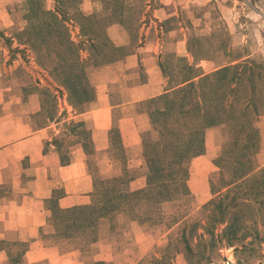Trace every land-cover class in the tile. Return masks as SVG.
Segmentation results:
<instances>
[{
	"label": "rangeland",
	"instance_id": "obj_1",
	"mask_svg": "<svg viewBox=\"0 0 264 264\" xmlns=\"http://www.w3.org/2000/svg\"><path fill=\"white\" fill-rule=\"evenodd\" d=\"M36 2L48 10L56 7L54 0H23L19 5L20 23L0 30V59L4 63L0 79L8 87L23 83L24 90L39 93L42 117L60 121L61 133L52 142L65 146L73 139L82 143L94 181L112 178L108 174L122 169L114 177L122 179L124 188L134 193L120 204L112 201L114 208L97 212L85 234L66 231L53 218L52 207L46 208L48 223L41 229L46 230V243L61 253L78 250L75 260L80 264H264V193L253 197L243 185L239 186L245 180H238L237 173H232L218 158L226 150L231 133L229 123L217 122L208 127L201 153L184 158L175 170L153 178L158 183L173 182L167 190L158 187L145 191L149 187L146 177L149 169L143 139L146 133L157 137L150 115L165 108V96L187 85L182 82L190 75L188 69L198 74L192 80L199 87L202 78L214 75L222 67L257 65L251 78L264 93V0H96L87 15L103 20L101 38L79 26L86 22L77 18L76 11L73 14L67 0L63 11L68 37L77 46V57L83 67L77 78L73 70L59 68L65 59L61 50H55L56 43H31L35 37L25 29L24 15ZM78 11L82 13L79 7ZM167 14L170 15L165 17ZM120 28L128 33V44H117L126 40L119 33ZM92 37L94 41L90 40ZM104 38L120 48L113 60H104L103 56L99 59L94 54L91 43L102 45ZM144 38H163L165 42L185 38L186 42L169 46L158 54L160 74L154 81L142 65L118 62L134 53ZM198 39L216 47L210 59L194 55ZM70 79L86 84L90 94L87 101H77L76 95L81 91H70ZM222 81L218 86L223 98ZM144 83L148 88H135ZM107 89L119 90L125 103L117 116L134 118L140 141L137 153L133 147L123 145L117 127L105 133L96 132L87 127L81 116L72 117L94 106ZM148 93L156 94L145 97ZM198 101L205 103L202 97ZM261 107L255 125L264 112V106ZM250 156L252 163L264 166L261 140ZM136 176H145V185L130 190L129 183ZM102 191L93 183L88 197L74 207L104 202L106 193ZM236 215H239L236 229L228 233L230 220ZM98 239L109 249L91 246ZM27 245L28 240L18 236L0 239V252H5L0 256V264L22 263ZM102 254L111 257L98 260ZM70 257L74 260V256Z\"/></svg>",
	"mask_w": 264,
	"mask_h": 264
},
{
	"label": "crops",
	"instance_id": "obj_2",
	"mask_svg": "<svg viewBox=\"0 0 264 264\" xmlns=\"http://www.w3.org/2000/svg\"><path fill=\"white\" fill-rule=\"evenodd\" d=\"M22 1L0 0V30L20 23L19 5ZM95 1L82 0L78 6L82 14H90ZM20 28L16 27V30ZM121 30L119 33L126 40L117 44H128V33L123 28ZM179 43H186L185 38L169 42L163 38H144L134 53L118 62L129 61L130 66L142 65L148 74H152L154 81L160 74L158 54ZM203 61L209 60H200ZM3 66L0 59V77L3 75ZM126 66L129 68V65ZM24 85L8 87L0 79V239H16L18 236V239L28 240L20 264H80L75 260L79 255L78 250L61 253L57 247L46 243V230L41 229L48 223L46 208L56 206L68 209L80 204L91 192L94 178L84 159L82 143L73 139L67 144L65 141L67 146L52 142L61 133L58 128L60 121L42 117L39 93L24 90ZM135 88L148 86L144 83ZM110 90H104L94 106L72 117L81 116L87 127L96 132L105 133L117 127L123 145L133 147L137 153L140 141L134 118L117 116L125 103L121 100L119 90ZM155 94L148 93L145 97ZM256 126L261 144L264 145V112L259 116ZM114 172L107 177L121 174L122 169ZM129 185L130 190L142 188L145 176L134 177ZM93 245L102 246V250L109 249L100 239ZM104 254L99 255L98 260L110 259V255ZM1 255H5V252H0ZM70 256H74V260Z\"/></svg>",
	"mask_w": 264,
	"mask_h": 264
},
{
	"label": "trees",
	"instance_id": "obj_3",
	"mask_svg": "<svg viewBox=\"0 0 264 264\" xmlns=\"http://www.w3.org/2000/svg\"><path fill=\"white\" fill-rule=\"evenodd\" d=\"M66 1L54 0L56 7L53 10L46 9L40 2L32 4L24 15L27 22L25 29H28V33L35 37L31 43H56L55 50H61L65 59L59 68L64 71L73 70L74 73H72L77 78L82 75L83 67L77 57V46L68 37L66 13L63 11L65 7L63 4ZM79 3V0H70L69 4L73 9V14L76 11L77 18L86 22L79 26L83 30L92 31L93 37L104 36L102 35L103 20L98 21L94 15H84L79 12ZM93 37L90 39L91 41H94ZM200 42L198 39L194 55L197 53L196 58L210 59V56L216 52V47L211 48L210 44ZM91 46L96 57L100 59L103 56V59L108 61L113 60L120 50V48L111 45L106 38L102 45L91 43ZM68 59L70 61H67ZM255 67L258 66L222 67L214 75L202 78L199 87H196V83L192 80L198 74L191 73L188 69L190 75L182 82H187V85L177 88V92L174 94L165 96V108L153 111L150 115L157 137L146 133L143 138L144 156L149 169L146 176L149 187L145 190L146 193L149 188V190L158 187L165 190L170 189L173 182L158 183L153 181V178L158 177L164 171L175 170L176 166H181L184 158L201 153L204 146L205 130L217 125V122H227L229 123L228 128H231V133H227L226 150L218 157L219 160L225 167L231 169L232 173H237L238 180H245L239 186L243 185L253 197L264 193V166L260 167V165L252 163L250 156L260 143V132L254 121L258 112L263 108L261 106H264V93L263 91L261 93V89L256 88L251 78ZM221 79H223L221 83L222 95L225 94L223 98L219 95L218 86ZM227 79L229 80L227 81ZM76 81V79L68 81L70 91L80 90L81 92L76 95L77 101H87L90 94L84 86L86 84ZM198 97H202L205 103H200ZM71 104L75 105L76 102ZM107 181L110 184H107ZM94 184L106 193L104 202L68 209L52 206L53 218L60 227L73 233H88L97 212H106L114 208L112 201L114 204H120L121 200L126 201L134 195L133 192H128L124 188L125 183L119 177L98 178L95 179ZM160 188L157 190L159 191ZM156 193L160 194L161 191ZM156 195L154 194V196ZM238 217L239 215H236L230 220L226 230L228 233L235 231V221Z\"/></svg>",
	"mask_w": 264,
	"mask_h": 264
}]
</instances>
